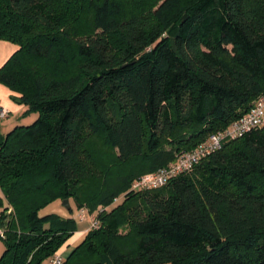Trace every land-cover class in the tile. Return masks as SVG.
<instances>
[{"label": "trees", "instance_id": "1", "mask_svg": "<svg viewBox=\"0 0 264 264\" xmlns=\"http://www.w3.org/2000/svg\"><path fill=\"white\" fill-rule=\"evenodd\" d=\"M135 1L0 0V41L18 47L0 84L38 114L0 133V264H47L79 231L40 215L52 202L95 214L123 194L63 264H264V126L132 190L264 95V0Z\"/></svg>", "mask_w": 264, "mask_h": 264}, {"label": "built area", "instance_id": "2", "mask_svg": "<svg viewBox=\"0 0 264 264\" xmlns=\"http://www.w3.org/2000/svg\"><path fill=\"white\" fill-rule=\"evenodd\" d=\"M9 112L0 109V120L6 119ZM264 126V95L259 97L252 105L250 111L239 120L233 122L226 130L211 134L206 141L201 143L191 152L184 153L169 166L155 172H150L136 179L132 185L133 191L154 190L166 186L169 181L177 176L191 172L204 158L220 151L227 141H233L244 137L252 130ZM80 221L86 222L91 217V228H100V222L96 215L82 208L78 215ZM5 237L4 231L0 230V239ZM65 257L57 253L47 264H63Z\"/></svg>", "mask_w": 264, "mask_h": 264}, {"label": "rangeland", "instance_id": "3", "mask_svg": "<svg viewBox=\"0 0 264 264\" xmlns=\"http://www.w3.org/2000/svg\"><path fill=\"white\" fill-rule=\"evenodd\" d=\"M126 1H127L126 2L127 4L125 5V7L127 9H129V8L131 9L133 7L132 4L138 5V2H136L135 0H126ZM139 2H141V4L143 5V7L146 10H147V6L155 3L154 0H144V1L139 0ZM73 15H74V18H77V16L75 14H73ZM78 17H79L78 22H77V20L72 21V23L74 25L69 24V27L71 29H76L77 31L83 33L84 30L86 29V27L90 23V21H89L90 13L87 10H85V11H82L81 14L78 15ZM5 43H8L10 46L9 45H7V46H9L11 48H8ZM16 47L17 46L13 43L6 42V41H0V69L5 66V64L11 58V56L16 52L15 51ZM69 53H71V49L69 50ZM70 67L72 69L78 68L77 61H72V64ZM70 71H72V70H70ZM1 85H3V84H1ZM3 86H5V85H3ZM12 101L14 103H16L13 99H12ZM16 104H18V103H16ZM2 106L3 105H1V101H0V108L7 110L10 114V116L8 118L0 121V133L3 135H6L16 126L13 124H16L17 118L15 116V113H13V111L11 109L6 108V107H2ZM37 118H38V114H31V115L25 116V117L21 116L19 119L21 120L22 123H19V124L28 126V125L33 124ZM88 145L95 148L96 151H98V153L100 150L105 149V151H106V148L103 147V143L101 140H99V138H94L92 140H89ZM123 195L119 199H117L116 202H113L110 206H106V207L100 206L98 208V212L103 211L105 209L109 210V211L112 210L114 207H116L117 205H119L123 201ZM69 203H70L71 209H68L67 207L64 206V201H62L60 199L56 200V201L52 202L51 204H49L48 206H46L45 208H43L42 210H40V215L46 216V215L55 214V215L60 216L63 219L73 218L77 221V225H78L79 230H82L84 228H86L87 231L90 230V228H91V217L86 222L80 221V219L78 217L79 208H78L76 202L74 200H70ZM98 212H96L94 215H96ZM5 250H6L5 242L3 239H0V258L4 254ZM59 253H60V251H59Z\"/></svg>", "mask_w": 264, "mask_h": 264}, {"label": "crops", "instance_id": "4", "mask_svg": "<svg viewBox=\"0 0 264 264\" xmlns=\"http://www.w3.org/2000/svg\"><path fill=\"white\" fill-rule=\"evenodd\" d=\"M6 46L9 45L8 43H5ZM10 46V45H9ZM7 46L8 48H11ZM18 47L15 48V51H17ZM20 95L11 91L8 87H5L0 84V101L2 107L9 108L15 113L16 116V124L22 123L21 120L19 119L21 116H23L24 112L26 111V106L16 104L12 101L13 97H19ZM7 100V101H6ZM1 109V108H0ZM10 116V114H9ZM8 116V117H9ZM24 117V116H23ZM19 119V120H18ZM2 121V120H0ZM13 127V126H12ZM87 229L84 228L82 230H79L78 232L75 233V235L64 245V247L60 250V253L64 255V257H67L70 255V253L73 251V249L82 241L86 234Z\"/></svg>", "mask_w": 264, "mask_h": 264}, {"label": "water", "instance_id": "5", "mask_svg": "<svg viewBox=\"0 0 264 264\" xmlns=\"http://www.w3.org/2000/svg\"><path fill=\"white\" fill-rule=\"evenodd\" d=\"M187 17H185L186 19ZM64 206L67 207L68 209H71V206H70V203H69V200H64Z\"/></svg>", "mask_w": 264, "mask_h": 264}]
</instances>
